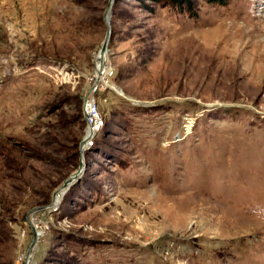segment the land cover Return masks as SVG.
Wrapping results in <instances>:
<instances>
[{"label": "rangeland", "instance_id": "1", "mask_svg": "<svg viewBox=\"0 0 264 264\" xmlns=\"http://www.w3.org/2000/svg\"><path fill=\"white\" fill-rule=\"evenodd\" d=\"M192 2L114 0L81 151L109 0H0V264H264V0Z\"/></svg>", "mask_w": 264, "mask_h": 264}, {"label": "built area", "instance_id": "2", "mask_svg": "<svg viewBox=\"0 0 264 264\" xmlns=\"http://www.w3.org/2000/svg\"><path fill=\"white\" fill-rule=\"evenodd\" d=\"M105 65L108 68V73L106 75H104L103 72H101L100 74L97 73L92 89L84 99L83 118L87 124V132H89L90 134V138H87L86 144L90 142V140L92 139L91 137H93L94 134L102 126V119L100 117L98 108L101 99L100 95L111 90H114L117 93V91L112 87L113 83L110 81V78L114 76L113 70L109 66L108 62ZM117 94L119 96L124 97L119 93ZM84 138H86V135ZM57 208L58 205L54 203L52 205L45 206L43 208H40L39 210L32 212L31 215H29L28 217L25 227L20 230V236L23 238L30 237V232L32 233L33 230L38 238L37 244H40L42 240L47 236L49 230V226L43 220V215H46L52 212L53 210H56ZM24 259L26 258H21L20 262H24ZM29 259H27V263Z\"/></svg>", "mask_w": 264, "mask_h": 264}, {"label": "water", "instance_id": "3", "mask_svg": "<svg viewBox=\"0 0 264 264\" xmlns=\"http://www.w3.org/2000/svg\"><path fill=\"white\" fill-rule=\"evenodd\" d=\"M113 4H114V0H109L108 6H107V10H106V13H105V17H104L105 21H106V24L108 26V30H107L106 37H105V40L103 42L102 48H101L100 53H99V59H100L102 65H105L107 63L106 55H107V52H108V46H109L110 41H111L112 30H111V27H110V17H111V14H112ZM95 70H96V72L98 74L101 73V68H99L98 70L97 69H95ZM86 143H87V138H84L82 140V143H81V148H80L81 151L84 149ZM81 171H82V163H81V166H80L79 173ZM77 177H78V174L75 175V176L70 177L69 179H67L64 182L63 187L54 195L52 204L56 203L57 196H58L59 193L62 192L64 194V191H66L68 188H70L72 186V184L77 179ZM32 237H33L32 244H31V246H30V248H29V250H28V252L26 254L27 259L30 258L31 251L36 246L37 241H38V238H37V236H36V234H35V232L33 230H32Z\"/></svg>", "mask_w": 264, "mask_h": 264}, {"label": "trees", "instance_id": "4", "mask_svg": "<svg viewBox=\"0 0 264 264\" xmlns=\"http://www.w3.org/2000/svg\"><path fill=\"white\" fill-rule=\"evenodd\" d=\"M155 3L162 4L164 6H171L177 9L179 12L187 13L189 16L196 18L197 11L195 9L192 0H152ZM208 5L226 7L230 4L231 0H204ZM83 115V109L82 113Z\"/></svg>", "mask_w": 264, "mask_h": 264}, {"label": "bare ground", "instance_id": "5", "mask_svg": "<svg viewBox=\"0 0 264 264\" xmlns=\"http://www.w3.org/2000/svg\"><path fill=\"white\" fill-rule=\"evenodd\" d=\"M5 8V7H4ZM21 11V10H20ZM20 11H19V13H20ZM8 14H9V12H8ZM21 14V13H20ZM7 15V14H6ZM18 15V14H17ZM9 16V15H8ZM25 16V15H24ZM18 17H19V15H18ZM3 18V17H2ZM20 18V17H19ZM24 18V17H23ZM18 20V19H17ZM22 20V19H21ZM14 21V20H13ZM25 33V32H24ZM106 61H107V59H106ZM108 62V61H107ZM99 68H101V72H103V74L104 75H106L107 73H108V68L106 67V65H102V63H101V61H100V59H99V54H98V56H97V58H96V61H95V69H99ZM116 91H117V93H119L118 92V90L114 87V86H112ZM120 95H122L121 93H119ZM89 133V132H88ZM87 133V134H88ZM61 196L62 195H59L58 196V198H57V200H56V203L58 202L59 203V201H60V199H61Z\"/></svg>", "mask_w": 264, "mask_h": 264}]
</instances>
